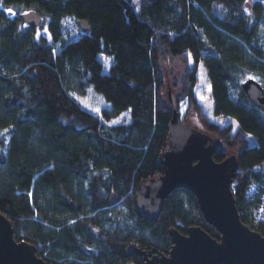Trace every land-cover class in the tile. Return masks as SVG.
<instances>
[{"label": "trees", "instance_id": "1", "mask_svg": "<svg viewBox=\"0 0 264 264\" xmlns=\"http://www.w3.org/2000/svg\"><path fill=\"white\" fill-rule=\"evenodd\" d=\"M248 3L141 0L137 12L133 0H0V131L9 133L0 138V211L18 240L50 264H144L127 246L169 254L173 227L200 225L220 239L187 188L172 191L156 218L137 207L170 147L162 67L171 59L185 65L179 98L223 144L214 158L239 148L232 188L242 220L264 234L247 196L252 182L264 184V110L242 88L247 73L264 88V1L251 11ZM32 8L44 18L38 27L20 17ZM201 64L214 115L236 118V129L197 100ZM88 88L106 103L99 113L77 98Z\"/></svg>", "mask_w": 264, "mask_h": 264}, {"label": "water", "instance_id": "2", "mask_svg": "<svg viewBox=\"0 0 264 264\" xmlns=\"http://www.w3.org/2000/svg\"><path fill=\"white\" fill-rule=\"evenodd\" d=\"M20 17L33 27L40 26L44 19L34 8L21 12ZM78 25L84 32L91 29L84 18L78 19ZM242 88L249 99L264 110L262 83L250 76L242 82ZM167 96L172 118L170 147L163 154L164 172L141 184L137 195L138 210L147 217L156 218L172 191L187 188L197 196L206 220L220 231L221 237H213L200 225L190 226L186 233L173 227L169 254L134 244L127 246L126 253L142 255L144 264H264V234L242 220L232 188L239 169L238 155L233 152L217 161L214 153L223 150L219 138L183 121L177 96L171 88ZM72 204L78 209L77 202ZM0 264H50L37 254L35 244L15 237L10 218L1 211Z\"/></svg>", "mask_w": 264, "mask_h": 264}, {"label": "rangeland", "instance_id": "3", "mask_svg": "<svg viewBox=\"0 0 264 264\" xmlns=\"http://www.w3.org/2000/svg\"><path fill=\"white\" fill-rule=\"evenodd\" d=\"M256 1L257 0H248V2L250 3V5H248L249 11L253 9V6L255 5ZM133 3L135 5V9L137 10V12H139L141 8V0H133ZM162 72H163L164 80H165V89H164L163 95L167 103L169 104V100L167 96L168 90L171 88L177 96L180 118L186 123L204 130V127L202 123L200 122L197 113L189 109L188 98L183 97V96L179 98L181 96V80L185 72V65L180 60L171 59L163 63ZM249 76L256 77L255 74L253 73H247L245 77L242 79H245L246 77H249ZM198 78H199V82L195 88V94H196L197 100L203 106L207 114L211 117V119L220 122V124L232 122L234 129H236L239 125L238 120L236 118L234 117L219 118L214 115V111H213L214 101L212 98V86H211V82H210V78L208 76L207 70L203 64H201L199 67ZM77 98L80 100L81 104L84 107L90 109L91 111L97 112L95 109H99L97 113H99L102 110V108L106 105L103 97L97 92H95L92 88H88L84 94H78ZM211 134H213L214 136L218 138L216 134L214 133H211ZM8 137H9L8 130L0 131L1 139L8 138ZM249 138L252 143L256 142L255 136L249 135ZM238 150H239L238 147L234 149L227 148V152L229 154L233 152L237 154Z\"/></svg>", "mask_w": 264, "mask_h": 264}, {"label": "built area", "instance_id": "4", "mask_svg": "<svg viewBox=\"0 0 264 264\" xmlns=\"http://www.w3.org/2000/svg\"><path fill=\"white\" fill-rule=\"evenodd\" d=\"M248 198L257 200V205L252 214V223L255 227L264 230V184L261 180L251 183L247 191ZM240 212V211H239ZM241 215V213H240ZM254 229V228H253Z\"/></svg>", "mask_w": 264, "mask_h": 264}, {"label": "snow or ice", "instance_id": "5", "mask_svg": "<svg viewBox=\"0 0 264 264\" xmlns=\"http://www.w3.org/2000/svg\"><path fill=\"white\" fill-rule=\"evenodd\" d=\"M8 11L9 12H11L12 11V9H8ZM25 15H27V13H25ZM25 27H27V25H25ZM253 79H254V77H253ZM97 112L99 111V109H95ZM120 121H112V123H119ZM5 131H7V129H5Z\"/></svg>", "mask_w": 264, "mask_h": 264}, {"label": "flooded vegetation", "instance_id": "6", "mask_svg": "<svg viewBox=\"0 0 264 264\" xmlns=\"http://www.w3.org/2000/svg\"><path fill=\"white\" fill-rule=\"evenodd\" d=\"M250 5V3H248Z\"/></svg>", "mask_w": 264, "mask_h": 264}]
</instances>
